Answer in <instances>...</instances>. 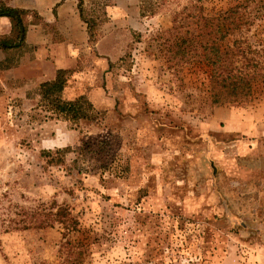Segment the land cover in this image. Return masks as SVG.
<instances>
[{
	"label": "rangeland",
	"instance_id": "1",
	"mask_svg": "<svg viewBox=\"0 0 264 264\" xmlns=\"http://www.w3.org/2000/svg\"><path fill=\"white\" fill-rule=\"evenodd\" d=\"M241 1L75 0L95 42L74 51L62 95L85 96L96 123L41 110L26 97L38 75L14 91L2 73L33 48L0 62V264H264V80L212 106L196 40L174 48L196 16ZM241 10L227 42L264 72V0Z\"/></svg>",
	"mask_w": 264,
	"mask_h": 264
},
{
	"label": "trees",
	"instance_id": "2",
	"mask_svg": "<svg viewBox=\"0 0 264 264\" xmlns=\"http://www.w3.org/2000/svg\"><path fill=\"white\" fill-rule=\"evenodd\" d=\"M247 0L239 2L236 6L214 17L196 16L195 37L187 32L179 37L174 45L177 53L186 52L192 46L194 40L200 47V61L210 67L209 95L212 106L219 107L230 103H245L252 98V87L257 80H264V72L257 70V64L246 56L241 43L234 42L230 47L228 36L233 31H240L245 26V13L241 9L245 7ZM0 17H6L11 24L12 35L16 34L17 42L11 43L5 37L0 40V50L13 51L25 47V35L28 25L40 23L41 20L34 13L26 10L12 9L0 5ZM32 17V21L26 18ZM89 44H94L89 35ZM174 52V50H172ZM10 62V60H6ZM68 71L57 70L51 80L39 83L31 92L26 93L27 98L35 97L38 107L48 112L51 118L61 119L73 124L80 121L96 123L102 116V112L94 108L85 96L74 99H65L63 91L67 86ZM55 223L62 224V216L66 213L61 210L56 212ZM42 226H46L44 223ZM148 239L146 247L145 263L154 260L159 250L153 248ZM158 246V245H157ZM164 251V250H163ZM78 256L83 252L78 251ZM170 262L172 260L170 259Z\"/></svg>",
	"mask_w": 264,
	"mask_h": 264
},
{
	"label": "crops",
	"instance_id": "3",
	"mask_svg": "<svg viewBox=\"0 0 264 264\" xmlns=\"http://www.w3.org/2000/svg\"><path fill=\"white\" fill-rule=\"evenodd\" d=\"M0 5L29 11L41 20L40 23L28 25L25 35V44L28 48H33V52L35 50L34 54H37V57L33 56L35 58L33 59L29 53L18 56L15 61L16 66L2 73L9 74L8 77L13 78V87L16 92L25 93V86L22 85H25L27 78L31 79L38 75V83H42L51 80L55 70L72 67L75 60L74 51L87 45L89 35L79 18L75 0H0ZM48 25L55 26L58 31L57 36L45 31ZM10 33L9 19L0 17V38L9 37ZM10 52L0 50V62L10 60V57L14 56ZM31 67H37L40 70L42 68L45 71L44 76L37 71L29 75L26 71ZM1 84L8 87L5 81Z\"/></svg>",
	"mask_w": 264,
	"mask_h": 264
}]
</instances>
